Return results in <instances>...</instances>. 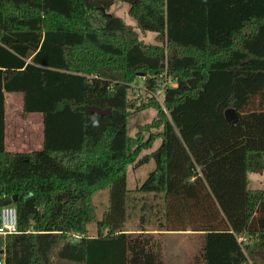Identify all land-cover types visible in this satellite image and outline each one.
I'll list each match as a JSON object with an SVG mask.
<instances>
[{
    "label": "trees",
    "instance_id": "trees-1",
    "mask_svg": "<svg viewBox=\"0 0 264 264\" xmlns=\"http://www.w3.org/2000/svg\"><path fill=\"white\" fill-rule=\"evenodd\" d=\"M117 1L136 26L110 11ZM138 73L152 93L163 74L176 78L163 104L152 98L161 142L138 189L159 201L143 203L142 219L204 231L205 264H264V189L249 187L264 169V0H0V209L16 205L20 231L2 264H165L163 232L126 228L128 167L155 140L127 131ZM6 92L23 93L21 116L43 113L42 149H6Z\"/></svg>",
    "mask_w": 264,
    "mask_h": 264
},
{
    "label": "rangeland",
    "instance_id": "rangeland-1",
    "mask_svg": "<svg viewBox=\"0 0 264 264\" xmlns=\"http://www.w3.org/2000/svg\"><path fill=\"white\" fill-rule=\"evenodd\" d=\"M115 10L119 16H121L128 24L136 26V20L128 13L129 4L126 2H119ZM138 35L145 42L148 43H158L163 45L164 48L167 47L165 43L158 41L155 37V32H142L138 28ZM162 81L160 86H163L165 83L169 85L176 84V78L172 75L163 74ZM146 79L147 77L143 73H138L135 79L131 83L129 99L131 103L130 115L128 117L127 131L131 137H136L138 131H141L142 138H148L153 134L155 136L154 145L150 149H144L141 151L140 156H147V161L140 165L134 166L133 164L129 165L128 172V213L129 217L126 222V228L128 231L136 232L137 228L143 224L146 225L149 230L155 227V225L145 219H142V214L150 212V209L146 208L142 210L143 203L146 201L148 205L150 203H156L159 201V198H154L152 193H143L139 191V187L143 181L148 177L149 173L156 167L155 155L153 154L157 147L159 146L161 139L157 137L159 133V127L154 126V121H157L160 118L159 111L155 107L153 102L154 98L158 99L161 104H163L162 97L160 99L155 96L152 92H149L146 88ZM158 88V87H157ZM9 96V93H7ZM9 108V106H8ZM14 109H9V114L7 117V122L9 125H12L14 122ZM146 126V127H144ZM159 156V152H156ZM250 188H263L264 189V169L258 171H253L250 173ZM109 200V189L103 188L98 191H95L92 195V202L96 208V218L101 219L103 212L108 207ZM147 207V206H146ZM155 216V215H154ZM177 236H164L163 237V259L165 264H192V258L189 251L192 250L194 243L193 237L188 236L189 230H183V232L177 231ZM90 236L97 234V221L92 220L88 225V232ZM74 236V234H73ZM72 236V237H73ZM6 237L0 235V249L5 243Z\"/></svg>",
    "mask_w": 264,
    "mask_h": 264
},
{
    "label": "crops",
    "instance_id": "crops-1",
    "mask_svg": "<svg viewBox=\"0 0 264 264\" xmlns=\"http://www.w3.org/2000/svg\"><path fill=\"white\" fill-rule=\"evenodd\" d=\"M121 2V1H119ZM118 1L111 7L112 12H116L115 6L117 7ZM129 10V7H128ZM117 14V13H115ZM118 15V14H117ZM9 93V96H7ZM6 103H5V147L10 151L15 152H31L39 150L44 147V115L42 112H30L25 117L21 116L23 110V93L22 92H6ZM9 106V108H8ZM9 109H14V122L9 125L7 117ZM250 181V174H249ZM185 230L190 232L188 236L193 237L194 243L193 248L189 251L192 258V264H205L201 257V247L203 245V232L199 230H193L188 227ZM184 230V231H185ZM180 230H165L160 231L157 229L146 230V232H153L155 234L163 232L164 236H171L174 234L177 236ZM132 232V231H130ZM183 232V230H181ZM172 235V236H174Z\"/></svg>",
    "mask_w": 264,
    "mask_h": 264
},
{
    "label": "built area",
    "instance_id": "built-area-1",
    "mask_svg": "<svg viewBox=\"0 0 264 264\" xmlns=\"http://www.w3.org/2000/svg\"><path fill=\"white\" fill-rule=\"evenodd\" d=\"M167 74V73H165ZM169 84L165 83L163 86H159L154 92L153 94H155V96H157L159 99L160 97H162L166 86H168ZM19 228H18V210L16 205L14 204H8V205H4L1 209H0V235L6 237L9 235H16L19 234ZM80 236H82L81 234H74L73 239L76 240L77 238H79ZM253 237L249 236V235H243V236H239L238 240L240 242H246L249 243L251 242ZM0 264H2V262L0 261ZM249 264H253L251 261H249Z\"/></svg>",
    "mask_w": 264,
    "mask_h": 264
},
{
    "label": "water",
    "instance_id": "water-1",
    "mask_svg": "<svg viewBox=\"0 0 264 264\" xmlns=\"http://www.w3.org/2000/svg\"><path fill=\"white\" fill-rule=\"evenodd\" d=\"M191 85H195V80H190ZM100 112H104L105 110H99ZM110 111V110H109ZM225 116L229 123L233 124L238 120V114L233 107H229L225 110ZM158 155V154H157ZM264 257V253L262 254Z\"/></svg>",
    "mask_w": 264,
    "mask_h": 264
}]
</instances>
